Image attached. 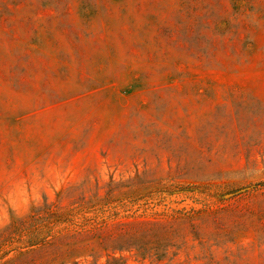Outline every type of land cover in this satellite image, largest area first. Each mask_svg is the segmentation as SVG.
<instances>
[{
	"label": "rangeland",
	"instance_id": "1",
	"mask_svg": "<svg viewBox=\"0 0 264 264\" xmlns=\"http://www.w3.org/2000/svg\"><path fill=\"white\" fill-rule=\"evenodd\" d=\"M0 264H264V0H0Z\"/></svg>",
	"mask_w": 264,
	"mask_h": 264
},
{
	"label": "trees",
	"instance_id": "2",
	"mask_svg": "<svg viewBox=\"0 0 264 264\" xmlns=\"http://www.w3.org/2000/svg\"><path fill=\"white\" fill-rule=\"evenodd\" d=\"M48 206V205H47ZM44 207H46V206H44ZM49 215H50V217L52 218V216H54L53 215V213H49ZM33 216V215H32ZM34 216H36V213H34Z\"/></svg>",
	"mask_w": 264,
	"mask_h": 264
}]
</instances>
